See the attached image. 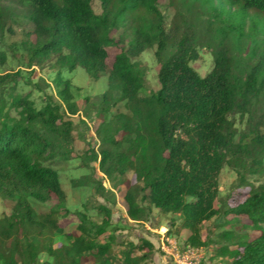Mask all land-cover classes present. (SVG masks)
Segmentation results:
<instances>
[{"label": "trees", "instance_id": "trees-1", "mask_svg": "<svg viewBox=\"0 0 264 264\" xmlns=\"http://www.w3.org/2000/svg\"><path fill=\"white\" fill-rule=\"evenodd\" d=\"M20 1L37 38L26 44L28 64L55 68L60 90L59 100L47 95L42 108L27 96H12L10 107L19 109L13 118L6 86L19 73L0 74V198L11 207L0 216V264L104 263L113 253L112 235L100 241L112 227L113 212L99 201L84 207L99 210L101 223L79 212L72 241L55 242L67 194L48 162L61 152L60 142L73 141L75 126L65 117L80 108L63 71L79 66L95 79L108 71L109 88L96 101L86 98L85 114L95 110L103 117L96 129L99 147L85 152L83 165L92 172L73 186L92 181L95 196L114 204L116 189L124 185L131 220H148L153 208L177 215L175 232L189 230L185 243L193 248L213 243L203 238L202 227L221 216L220 225L232 228L219 233L214 257L228 258L229 264H264V0H227L228 8L221 3L229 32L242 38L250 18L260 37L244 60L234 55L228 31L198 37L179 10L168 27L160 0H99L101 13L93 8L95 0ZM4 30L0 14V36ZM200 46L210 48L214 59L204 77L191 66ZM111 48L119 51L109 67ZM148 48L159 63L160 87L154 91H147L135 62ZM117 105L125 110L112 113ZM226 166L235 172L239 190V202L231 205L220 199L219 176ZM54 198L58 203L44 213L31 203ZM154 251L148 239L130 241L121 252L123 264H148Z\"/></svg>", "mask_w": 264, "mask_h": 264}, {"label": "rangeland", "instance_id": "rangeland-1", "mask_svg": "<svg viewBox=\"0 0 264 264\" xmlns=\"http://www.w3.org/2000/svg\"><path fill=\"white\" fill-rule=\"evenodd\" d=\"M222 1H225V7L228 8L227 0H214L213 6L209 5L206 0H160L159 6L167 17L168 27L171 25L170 22L174 13L179 10L186 16V23L192 26L191 29L198 37L206 35L208 31L214 32L216 29V31H228V41L233 47L232 51L236 57L242 60L251 51L255 41H260V37L256 38L252 32L250 18L245 21L242 38L235 37L236 32H229V26L226 25L229 17L221 9ZM93 8L96 13H101V2L99 0L93 1ZM230 11L233 12L234 9ZM0 14L5 24V30L0 36V74L19 73L17 80L6 86V91H8L6 99L9 103L10 114L13 118H18L19 109L10 107L12 96H27L34 101L37 108H42L46 104L47 95H54L55 99L59 100L58 91L60 88L55 82V68L50 65L44 68L31 67L28 64L29 53L26 44L36 42L37 38L33 33L34 25L27 17L26 7L20 0H0ZM250 14L254 15L253 13ZM118 51L117 48L109 50L107 59L109 67H111L113 57ZM199 54V59L192 61L191 66L204 77L212 70L214 59L210 48L206 46L199 47ZM1 55L5 56L4 61ZM135 62L144 73L147 91L158 90L160 87L158 80L159 63L156 60L154 49L148 48L135 59ZM63 78L71 82L73 101L78 104L80 112L75 115L67 114L65 117L72 120L75 126L72 131V143L60 142L61 152L58 153L54 161L48 162L59 172L60 181L67 194L65 203L60 206L64 208L59 209L60 231L56 236V244L72 241L71 233L81 222L79 212H85L88 218L101 223L104 215L99 210L85 209L84 207L86 203L92 204L99 201L111 207L113 212L112 227L100 238V241L105 243L110 241L108 238L110 235L113 236L111 242L114 244L113 253L102 259L104 263L89 260L87 264H123L121 252L126 248L127 243L130 241L141 243L143 239H148L155 245V251L150 254L148 264H229L228 258L214 257L216 245L214 242L218 239L219 233L232 228L231 225L224 227L220 225V222L223 221L221 216L205 222L202 227L203 238L213 243L207 247L193 248L185 243L186 238L190 235L189 230L183 231L181 234L175 232L174 222L175 220H178L177 223L180 221L177 215L166 214L157 208H153V213L148 220H131L127 215L123 198L124 185L116 189V203L114 204L95 196V183L92 181H89L85 186H73V180L81 179L84 175H89L92 172L91 168L83 165L84 160L87 161L85 152L89 147H99L96 129L103 117L96 115L95 110L90 111V117L85 114L86 98H90V101H96L109 88V72L106 71L99 79H95L90 76L85 68L79 66L73 71L64 70ZM124 110L122 105H117L113 107L112 113ZM96 177L101 178L102 173L98 172ZM236 182L235 172L229 166L224 167L219 176L221 201L230 205L239 202L237 194L239 190L235 187ZM252 182L258 184L257 181L252 180ZM105 183L111 187L107 178ZM246 190L243 188L240 191ZM31 203L38 213H44L52 209L58 200L54 198L42 202L31 199ZM218 205H221L220 201ZM10 212L9 202L0 198V216L10 214ZM46 259V255L41 256L42 261Z\"/></svg>", "mask_w": 264, "mask_h": 264}, {"label": "built area", "instance_id": "built-area-1", "mask_svg": "<svg viewBox=\"0 0 264 264\" xmlns=\"http://www.w3.org/2000/svg\"><path fill=\"white\" fill-rule=\"evenodd\" d=\"M194 252V250H192Z\"/></svg>", "mask_w": 264, "mask_h": 264}]
</instances>
